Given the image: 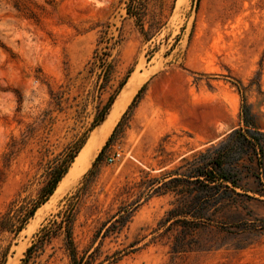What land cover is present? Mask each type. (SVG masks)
Listing matches in <instances>:
<instances>
[{
    "label": "rangeland",
    "instance_id": "374dc122",
    "mask_svg": "<svg viewBox=\"0 0 264 264\" xmlns=\"http://www.w3.org/2000/svg\"><path fill=\"white\" fill-rule=\"evenodd\" d=\"M128 1L0 0V220L36 202L79 147L67 173L116 97H129L73 183L17 236L0 226V258L69 264V213L78 253L97 249V261L122 250L115 264H264V0H145L140 16ZM106 30L107 69L95 56ZM244 120L256 130L229 138ZM208 122L223 135L204 145ZM225 144L237 145L222 166L234 185L183 179ZM173 208L199 224L191 235L178 216L165 223Z\"/></svg>",
    "mask_w": 264,
    "mask_h": 264
},
{
    "label": "trees",
    "instance_id": "16d2710c",
    "mask_svg": "<svg viewBox=\"0 0 264 264\" xmlns=\"http://www.w3.org/2000/svg\"><path fill=\"white\" fill-rule=\"evenodd\" d=\"M145 5V0H129L128 1V11L129 13L140 16L143 12V8ZM108 31H104L103 35L101 36L100 42L104 43L102 47V51H95V56L98 57V59L103 63L105 68L107 67L111 68V62L108 61V57L110 56V52L108 51L109 48L112 47L113 43H110L111 36L107 35ZM94 56V55H93ZM125 79L120 83L121 88L123 84L125 83ZM144 89V84L141 86V88L138 90V92L133 97L131 103L129 104L127 110H131L135 104L139 102L142 96V92ZM124 113V114H125ZM244 126L245 128L239 127L238 129H234L230 132V136H234L236 134L240 133V130L244 129V131H248L249 126L253 127L254 130L256 128L252 126L248 121L244 120ZM249 137L252 139H256L252 134H249ZM247 139L246 135H244V140ZM249 142V140H248ZM107 142L105 143V145ZM242 144V143H240ZM104 145V146H105ZM233 145V144H232ZM230 146L228 144H225L223 147H220L219 149H216L212 156H210L209 159L203 160L201 163L196 164L191 169H185L183 173L181 174L183 176V179L186 181H189L190 177H193L196 182H198L202 187L208 188V189H219V188H228V182L234 183L233 180H230L227 174L223 171V164H224V157L226 156L228 150L227 148H234L236 149V146ZM102 147V149L104 148ZM240 147V146H239ZM79 150V147L74 151V153L70 154L68 160L66 161V164L62 166V168L59 169L48 181L47 185H45L40 193V196L38 197V200L34 202L31 206H25L20 205L19 207H11L10 209L14 210V214L10 215V213H7L1 220H0V226L2 228H6L9 231L14 233V236H17L18 233L26 223L28 222L29 218L34 214L37 207L46 201V199L53 193L55 190L57 183L61 179V177L66 173L70 162L73 160L76 152ZM102 152V150H101ZM208 153V151H207ZM100 155V154H99ZM200 155H204L200 153ZM197 158L194 159V161ZM197 161V160H196ZM92 169L88 170V174L92 173ZM234 185V184H233ZM11 206H14L13 204ZM189 215L187 211H179L176 208L170 209L167 212V216L165 217V223L173 219L174 217H177L174 219L173 222H180L184 227V234L187 237L188 235H191L195 228L199 226L197 222H194V220H189L186 218V216ZM180 217V218H179ZM195 219L200 218L199 216L192 215ZM63 225L65 226V239H66V246L69 252L70 256V263L69 264H115L117 260L122 255V250H116L110 255H106L102 260L97 261V257L99 255L97 249H91V247H88L82 251V253H78V250L76 248V245L74 244V241L72 239V233H71V215L69 213L65 214V218L63 219ZM52 233V229L45 228L44 232L40 235L39 239L37 240L39 243L44 242L47 238L50 237ZM187 244L186 242H180L177 241L172 246V251L174 253L182 251L184 245ZM37 246V243L31 244L27 248V254L31 252V250ZM7 259V250L2 253V256L0 258V264H6Z\"/></svg>",
    "mask_w": 264,
    "mask_h": 264
},
{
    "label": "bare ground",
    "instance_id": "6f19581e",
    "mask_svg": "<svg viewBox=\"0 0 264 264\" xmlns=\"http://www.w3.org/2000/svg\"><path fill=\"white\" fill-rule=\"evenodd\" d=\"M130 90H131L130 87L125 86L121 91V93L119 94L122 93L127 94ZM116 99L113 101L108 112L106 113L101 123L99 124V127L102 124L100 131L93 132L92 135L88 138L86 144L76 156L72 166L65 174V176L60 180L53 195L57 196L63 193L73 183V181L77 178V176H79V174L82 171H84L87 165L91 162V159L96 154L97 149L99 147V140L101 139V131L109 132L111 130V127L114 122L113 120L119 114V110L121 109V107H124L127 104L129 97L121 99L120 101H116Z\"/></svg>",
    "mask_w": 264,
    "mask_h": 264
},
{
    "label": "crops",
    "instance_id": "0c3cea01",
    "mask_svg": "<svg viewBox=\"0 0 264 264\" xmlns=\"http://www.w3.org/2000/svg\"><path fill=\"white\" fill-rule=\"evenodd\" d=\"M177 113H178L179 116H184V114H185L184 112H180V110H178ZM208 124H209V126L211 128H213V135L206 136L205 134H203V135H205L204 136L205 137V139H204V142H205L204 145L205 144H209L211 142H214L215 140L219 139L223 135V134H221V135H218L217 134L216 128L214 127V123L213 122H208ZM193 131H194L195 136L199 134L197 128H193Z\"/></svg>",
    "mask_w": 264,
    "mask_h": 264
},
{
    "label": "built area",
    "instance_id": "2783aa9c",
    "mask_svg": "<svg viewBox=\"0 0 264 264\" xmlns=\"http://www.w3.org/2000/svg\"><path fill=\"white\" fill-rule=\"evenodd\" d=\"M117 156H119V153H117ZM115 159V157H110L108 160L109 162H112Z\"/></svg>",
    "mask_w": 264,
    "mask_h": 264
}]
</instances>
